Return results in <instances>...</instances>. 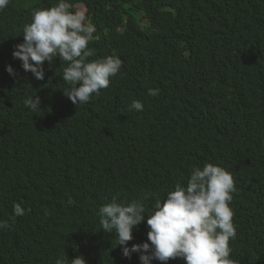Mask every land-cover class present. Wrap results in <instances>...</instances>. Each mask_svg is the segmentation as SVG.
Here are the masks:
<instances>
[{"label":"trees","instance_id":"trees-1","mask_svg":"<svg viewBox=\"0 0 264 264\" xmlns=\"http://www.w3.org/2000/svg\"><path fill=\"white\" fill-rule=\"evenodd\" d=\"M227 1L70 0L73 10L86 7L96 28L89 43L96 55L89 59L116 54L123 61L108 88L78 105L63 92L66 64L59 57L51 67L45 62L44 81L12 55L33 10L56 0H11L0 11V221L9 225L0 229V264H22V252L23 264H54L80 251L89 252V264H120L115 233L101 230L99 208L113 198L140 200L145 221L128 245L145 242L156 200L205 162L231 172L237 188L230 205L237 231L229 241L233 264H264V32L239 28L243 16H234ZM188 51L199 68L185 57ZM144 59L157 61L162 84L172 90L167 116L159 112V95L148 94L158 85ZM9 64L15 76L6 71ZM35 95L41 103L33 111L24 101ZM134 99L142 111L130 110ZM169 129L170 141L155 137ZM205 150V157L159 163ZM36 160L52 166L47 180L16 184L13 171ZM14 203L24 215L13 217ZM117 251L122 264L140 263L138 253L128 259L121 246Z\"/></svg>","mask_w":264,"mask_h":264},{"label":"clouds","instance_id":"clouds-1","mask_svg":"<svg viewBox=\"0 0 264 264\" xmlns=\"http://www.w3.org/2000/svg\"><path fill=\"white\" fill-rule=\"evenodd\" d=\"M10 3L11 0H0V11L6 9ZM226 5L234 16H243L242 21L237 23L239 28L249 34H263L264 0H228ZM95 31L94 24L89 21L84 10H73L70 0H56L51 7L33 10L31 22L23 27V41L15 46L12 55L14 59L21 61L25 72H31L35 79L44 81L47 80L45 62L51 67L59 57L61 63L66 64L61 75L68 85L63 89L64 94L74 105L86 104L93 96H99L102 89L109 87L111 78L118 77L123 66V61L116 54L101 59H89L96 55L95 50L89 47ZM184 55L199 68L200 61L190 51ZM140 63L154 76L158 85V89H149L148 94L159 95V112L163 116L169 115L173 110V94L171 88L161 82V70L157 61L144 59ZM6 71L15 76L10 64L6 66ZM24 103L26 107L36 111L40 109L41 100L35 95L25 99ZM143 107L142 102L134 99L130 110L139 112ZM19 114L20 117L32 115L24 112ZM155 137L170 141L174 132L169 129L167 133L164 131L155 134ZM182 152L184 151L175 154ZM205 154L206 150L202 153L186 152L168 158L170 155L160 159L159 163L181 160L186 155L205 157ZM202 165L204 166L199 167ZM199 166L189 171L182 184H177L164 199L156 200L152 214L147 215L149 230L145 242L134 243L130 247L128 245L133 240L134 228L145 221V205L140 200L122 203L113 198L110 203L99 208L97 215L101 230L115 233L113 252L118 263L122 264L117 251L121 246L125 258L131 259L133 253L139 254L140 263L136 262L137 264H153L154 260L158 264H167L170 259H181L185 264H233L229 244L237 236L233 221L235 213L230 206L233 194L237 191L233 175L212 163L205 162ZM52 171L49 163L36 160L26 170L13 171L14 182H45ZM24 214L22 204L14 203L13 217ZM7 227V222L0 221V229ZM77 234L80 239L84 238V233ZM85 243H89L87 239ZM23 254L24 252L18 258L22 260V264L25 261ZM61 258L54 264H89L87 251L71 254L66 260L62 256Z\"/></svg>","mask_w":264,"mask_h":264},{"label":"rangeland","instance_id":"rangeland-1","mask_svg":"<svg viewBox=\"0 0 264 264\" xmlns=\"http://www.w3.org/2000/svg\"><path fill=\"white\" fill-rule=\"evenodd\" d=\"M75 9H77V10H84V11L87 10L86 7H85L84 5H78V6H75Z\"/></svg>","mask_w":264,"mask_h":264}]
</instances>
